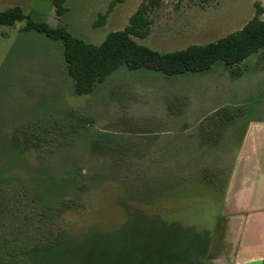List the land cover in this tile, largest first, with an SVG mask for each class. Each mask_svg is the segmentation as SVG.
Returning <instances> with one entry per match:
<instances>
[{"label": "rangeland", "instance_id": "rangeland-1", "mask_svg": "<svg viewBox=\"0 0 264 264\" xmlns=\"http://www.w3.org/2000/svg\"><path fill=\"white\" fill-rule=\"evenodd\" d=\"M113 1L66 0L59 16L55 0H0V12L20 6L100 45L144 0ZM258 8L264 20V0H158L135 39L161 54L207 45ZM25 25L0 24V264H226L208 241L227 170L264 122L263 52L174 76L123 65L80 95L63 42Z\"/></svg>", "mask_w": 264, "mask_h": 264}, {"label": "trees", "instance_id": "trees-1", "mask_svg": "<svg viewBox=\"0 0 264 264\" xmlns=\"http://www.w3.org/2000/svg\"><path fill=\"white\" fill-rule=\"evenodd\" d=\"M65 1L55 0L59 16L67 11ZM118 1L114 0L110 4V11ZM157 4L158 0H144L131 16L129 24L123 30L109 33L100 45L87 43L64 27L53 28L46 22H36L20 6L1 11L0 24L14 26L19 21H26V30L36 29L52 39L62 41L68 72L75 80L76 92L80 95L92 93L98 83L104 82L123 65L131 70L150 68L174 76L207 71L218 61L233 66L258 52L262 51L264 55V20L260 17L262 8L257 9L255 17L242 29L207 45H190L183 50L161 54L140 44L135 37L149 36L151 20L148 14L151 7ZM106 17L107 14H101L94 26H101Z\"/></svg>", "mask_w": 264, "mask_h": 264}, {"label": "crops", "instance_id": "crops-1", "mask_svg": "<svg viewBox=\"0 0 264 264\" xmlns=\"http://www.w3.org/2000/svg\"><path fill=\"white\" fill-rule=\"evenodd\" d=\"M131 89L146 91L144 86ZM234 162L224 178L219 233L209 238V253L214 250L215 263L264 264V122L245 134Z\"/></svg>", "mask_w": 264, "mask_h": 264}]
</instances>
